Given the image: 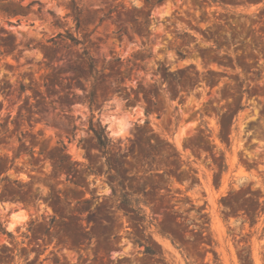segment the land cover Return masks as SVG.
<instances>
[{
	"label": "rangeland",
	"instance_id": "374dc122",
	"mask_svg": "<svg viewBox=\"0 0 264 264\" xmlns=\"http://www.w3.org/2000/svg\"><path fill=\"white\" fill-rule=\"evenodd\" d=\"M0 227V264H264V0H0Z\"/></svg>",
	"mask_w": 264,
	"mask_h": 264
},
{
	"label": "bare ground",
	"instance_id": "6f19581e",
	"mask_svg": "<svg viewBox=\"0 0 264 264\" xmlns=\"http://www.w3.org/2000/svg\"><path fill=\"white\" fill-rule=\"evenodd\" d=\"M121 126V125H120ZM123 126V125H122ZM241 173V172H239ZM24 218V215L22 214H13L12 219L8 224V228H13L16 224H18L22 219Z\"/></svg>",
	"mask_w": 264,
	"mask_h": 264
},
{
	"label": "trees",
	"instance_id": "16d2710c",
	"mask_svg": "<svg viewBox=\"0 0 264 264\" xmlns=\"http://www.w3.org/2000/svg\"><path fill=\"white\" fill-rule=\"evenodd\" d=\"M71 40L74 41V38L71 36ZM95 136H96V139L98 141V145L100 148L104 149L105 147V143H104V140L102 139V136L98 133L95 132ZM0 230H3L1 227H0Z\"/></svg>",
	"mask_w": 264,
	"mask_h": 264
}]
</instances>
